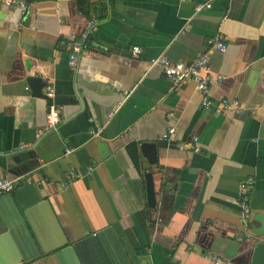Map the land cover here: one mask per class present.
<instances>
[{"label":"crops","instance_id":"obj_1","mask_svg":"<svg viewBox=\"0 0 264 264\" xmlns=\"http://www.w3.org/2000/svg\"><path fill=\"white\" fill-rule=\"evenodd\" d=\"M19 1L0 0V176L19 178L0 194V264H251L264 242L252 230L264 214V0ZM201 2L210 6L195 10ZM69 32L81 42L75 66L61 44ZM216 35L224 51L209 43ZM198 52L221 76L208 96L235 98L243 112L202 106L194 82L174 86L149 62ZM28 76L72 98L54 104V128ZM247 176L248 237L238 205Z\"/></svg>","mask_w":264,"mask_h":264},{"label":"built area","instance_id":"obj_2","mask_svg":"<svg viewBox=\"0 0 264 264\" xmlns=\"http://www.w3.org/2000/svg\"><path fill=\"white\" fill-rule=\"evenodd\" d=\"M6 4L20 3L19 0H3ZM23 5V2H21ZM210 6V2H201L195 5V10H199L203 7ZM212 48H216L220 51L226 49V43L220 35H216L208 40ZM67 49H69V65L75 66L78 58V54L81 51V42L73 32L67 33L65 39L61 42ZM141 48L138 45L132 46V53L139 54ZM151 65H158L161 67L163 74L174 86H179L189 81L194 82L196 89L201 92L202 99L201 104L205 107L213 108L214 112L221 114L227 112H233L240 114L244 110V106L239 100L235 98L223 97L219 100H212L208 96V91L211 84L217 83L221 80V76L215 75L210 72L209 58L206 52H198L194 58L189 61L172 60L165 54H158L149 58ZM28 88V86H26ZM45 94L52 96V87L50 84H46ZM58 108L51 104L46 114V126L54 128L59 121ZM174 132V127L169 126L167 131L162 134V138L167 139ZM193 140L196 137L193 136ZM197 150V147H194ZM69 149L66 148L65 152ZM80 175L71 171L70 177L76 178ZM19 182L18 177L0 176V194L6 191L12 190ZM254 182L253 176H247L240 181L238 185V205L241 210V222L244 234L249 236V222L251 216V210L249 205V193ZM224 260L217 255L210 256L209 264H223Z\"/></svg>","mask_w":264,"mask_h":264},{"label":"water","instance_id":"obj_3","mask_svg":"<svg viewBox=\"0 0 264 264\" xmlns=\"http://www.w3.org/2000/svg\"><path fill=\"white\" fill-rule=\"evenodd\" d=\"M27 83L30 86L32 90V94L34 96L41 97L46 100L48 108L51 104H63L67 100L73 101L72 98L65 99V97L63 96L52 97V96H48L47 94H45L42 91V88L46 85V83L39 76H28ZM97 148H98L100 157L103 159L104 165L106 166L111 177H115L120 171L118 164L116 162V158L114 157L113 154H111V151L109 150L105 142H98ZM141 148L142 150H144L145 148L150 149V148H153V144L145 142L141 144ZM147 157L149 159V162L155 161L154 158H151V155L149 153ZM145 186H146V198H147L148 205L154 206L156 200H155L154 183H153L151 173L145 174ZM253 218L254 220L258 221L260 225L256 226L252 230L258 234L264 233V214H255ZM251 264H264V242L263 241L259 242L255 246Z\"/></svg>","mask_w":264,"mask_h":264}]
</instances>
